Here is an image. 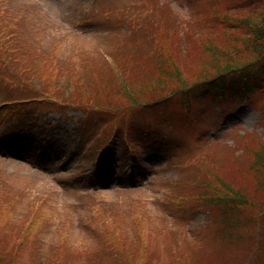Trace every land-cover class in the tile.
<instances>
[{
	"label": "rangeland",
	"instance_id": "rangeland-1",
	"mask_svg": "<svg viewBox=\"0 0 264 264\" xmlns=\"http://www.w3.org/2000/svg\"><path fill=\"white\" fill-rule=\"evenodd\" d=\"M208 3L0 0V264H264L226 243L233 229L216 209L209 221L196 210L225 193L241 227L264 226L263 102L161 98L259 54L246 47L252 26H215L224 0ZM240 72L264 98V59ZM44 92L62 98L58 109ZM12 98L22 99L3 104ZM128 101L139 104L117 107ZM178 111L190 113L184 124ZM117 124L128 132L117 136Z\"/></svg>",
	"mask_w": 264,
	"mask_h": 264
},
{
	"label": "trees",
	"instance_id": "trees-1",
	"mask_svg": "<svg viewBox=\"0 0 264 264\" xmlns=\"http://www.w3.org/2000/svg\"><path fill=\"white\" fill-rule=\"evenodd\" d=\"M217 1L218 0H208L209 3L206 5L216 4ZM151 5H156V4L150 1H144V6H143L145 8L144 10H146V12L149 15H151V13L149 12L148 8ZM203 6L204 5L199 6V4H197L196 8L199 7L198 11H201V8ZM223 6L224 8L219 13V16L217 15V19H215L216 20L215 26L219 25L226 29H232L236 31L237 33H244V32L248 33L251 31V29L247 27L248 26L247 24H249L250 25L249 27L252 26V28L254 29L253 31L254 38L252 41H250L249 44L246 45V47L248 48L257 47L259 49V54L251 60L246 59L242 61V63H240L239 65H236L232 62H229L228 64H224L222 65L221 70L218 73L208 78L194 80L184 85L183 84L177 85L176 87L171 89L169 92L163 94L162 95L163 97L161 98L164 100H167V98H171V96H174L181 92L182 93L186 92L187 94L191 95L194 98V100L198 103H203V101H205V102H209L212 105V107H218L222 109L225 105L223 103L230 99L234 100L235 102H238V100L236 99L239 96H250L251 94H253L252 102L255 103V105L263 102L261 107L258 108V111L261 112L262 116H264V98H259V95L256 94L255 84L253 83V81L248 80L246 78V75L242 72H240L242 78L239 77L237 74L239 71H242L247 66L253 64L257 59H264V7L259 9V7L264 6V0H224ZM162 7L167 8L169 6H162ZM215 7H218V6L216 5ZM244 12H247V13H244ZM227 14H231V15L234 14L238 18H232L231 15L227 16ZM192 18H195L194 15ZM131 22L133 24L136 23L135 21H131ZM160 47L161 48L158 47V49L156 48L155 51L152 53L153 60L156 59V62L154 63V67H156V69L163 68L165 66L164 65L165 62H163L164 61L163 59L167 58L166 49L163 48L161 45ZM215 53L216 55L219 54V52H217L216 50H215ZM123 61H126V60L123 59ZM57 73L60 74V76L64 78L66 75V69L65 71H62L61 69V71H58ZM179 75H182V74L179 73ZM106 82H110V81H106ZM25 83H29V81L26 80L24 84H21V88L25 90H30V87L26 85ZM123 87L124 86L122 85V88ZM45 94H47L51 99L46 98ZM218 95H220V98H218ZM60 98L61 97L59 96H53V95L51 96V94L44 92L43 97H40L38 99H41L50 104L53 103L55 105L54 107V105L52 104L53 108L58 109L59 107H57L58 106L57 103L59 102L57 101H59ZM18 99H22V98H16V99L12 98L9 100L3 99L5 100L3 101V104L7 105V104L12 103L13 101H18ZM153 101L151 100L150 102L153 103ZM22 102H25V100ZM150 102H147V103H150ZM18 103L20 102H16V104ZM60 104H61V107H63L62 105L71 107L72 105H79L80 103L71 104L68 102V103L63 104L61 102ZM132 104L133 103H129L128 101V102L122 103L121 105H118L117 107H120V108L123 107L125 109V108H128L129 105H132ZM135 104H139V103H134L133 105ZM150 104H147V105H150ZM177 113H179L176 116L178 121L181 124H184L186 121L185 117H187L190 113H186L185 111L182 113L178 111ZM120 117L122 119L123 116H120ZM125 127L127 126H124L123 124H117V128H115L114 133H116L117 136L124 135V132H128ZM198 139H199V135H198ZM222 143L214 142V143H209L205 145V147L202 150L201 157L200 158L195 157L193 160H200L205 154L207 155L211 149H213L214 147L220 146V144L222 145ZM188 186L189 184L187 185V187ZM225 196H226L225 193H217V194L212 193L211 195L208 194L207 196H205L204 200H201L203 198L202 197L201 199L196 201L197 206H199L200 204L202 206L205 205L206 207H197L196 210L205 209L206 215H207L206 217L208 220V214L211 211L216 209V211L220 213V218L218 219L220 221L219 224H223L224 226L230 227V229H233L231 232L232 238H230V240H228L226 243H231V245H239L241 247L240 250L243 251V253L245 254L242 256V258L245 260H251L254 258L253 262H257L258 259H260L261 261H264V245L260 243L261 241L257 242V240H261V238L257 239V237L262 231H264V226L257 228V225L255 224L254 228H252V225H251V228L241 227L243 225L241 223V220L233 219V218H236V219L238 218V212L231 210L232 209L231 203L225 202L228 199H230V197L226 198ZM184 197L185 198L188 197L189 200H191L192 195L187 196V197L185 195ZM239 203L241 205L238 204L236 205L235 208L245 205L247 203V200L241 199ZM263 203H264V200L262 201V204ZM229 215L230 217L227 218V216ZM257 217H258V212L256 216H254V218L253 216H251L250 220H256ZM125 251L127 253H130L133 251V249L126 248ZM5 257L6 255H0V263H1L2 258H5ZM117 258L121 259L123 258V256L120 254Z\"/></svg>",
	"mask_w": 264,
	"mask_h": 264
}]
</instances>
